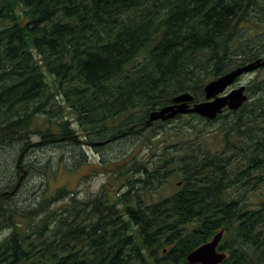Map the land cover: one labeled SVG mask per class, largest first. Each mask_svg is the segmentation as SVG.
Here are the masks:
<instances>
[{"label":"trees","instance_id":"1","mask_svg":"<svg viewBox=\"0 0 264 264\" xmlns=\"http://www.w3.org/2000/svg\"><path fill=\"white\" fill-rule=\"evenodd\" d=\"M258 57L264 0H0V146L137 134L150 148L96 164L116 186L83 199L63 184L20 210L0 189V264H189L188 252L220 229V264H264V192L252 204L245 195L264 183V79L249 81L253 98L230 119L218 115L215 153L178 134L157 147L151 139L169 120L146 122L174 94L199 101L207 81ZM81 161L60 166L76 173ZM16 162L22 180L30 166ZM174 176L180 186L154 199Z\"/></svg>","mask_w":264,"mask_h":264},{"label":"rangeland","instance_id":"2","mask_svg":"<svg viewBox=\"0 0 264 264\" xmlns=\"http://www.w3.org/2000/svg\"><path fill=\"white\" fill-rule=\"evenodd\" d=\"M254 77L264 79V66L257 69L253 74L242 76L241 79L245 83ZM248 94L250 97L249 103L253 96L249 92ZM225 114L228 119L233 116L228 113ZM222 120V118H218L208 124L192 117L171 118V120L164 124L162 129L156 128V133L152 137L151 142L157 147L162 148L169 141H173L176 138L175 135L178 134L179 138L177 139H185L184 137H186L188 138V142L200 141L202 145L201 150L215 153L223 147L222 135L214 131L221 125ZM191 126L194 129H201L202 132L208 134L204 135L203 138H201V135L199 138H196L193 130H191L192 128H190ZM137 136L135 134L132 138L128 139L117 138L111 142L93 140V145H78L73 148L68 145L57 144L29 145L23 151L20 150L21 144L19 142L3 143L0 146V189L3 188L8 193L11 192V203L20 210L30 208L37 202L41 194L44 192H54L57 187L63 184L73 187L77 191V197L82 199L97 193L105 182H110L109 188L113 189L112 187L115 183L112 182V174H108V170L103 171L96 168L95 165L102 163V160L110 161L117 158V156L124 155L126 152L134 153L133 157H144L149 153L150 148L144 146L141 141L136 139ZM29 141L30 144L37 142L36 136H33ZM188 145L190 144L188 143ZM167 149L172 150L169 146ZM80 152L85 157L82 161L79 160L81 156ZM18 158L20 162L25 165L29 164L30 166V171L22 180L21 177L19 179L20 175L15 168L18 165L16 162ZM154 158L155 156H152V159ZM77 160L81 162L76 173H68L60 166L61 163L65 162L66 164L73 165ZM90 169L94 170V172L86 178L80 179ZM44 170L46 171L44 172ZM178 181H180V178L176 176L168 178L152 190L153 198L171 194L176 189ZM9 186L11 187L9 188ZM13 186H17L15 190L12 189ZM125 189L126 187H119L117 191L121 193ZM260 192H264V183H259L254 189L246 190L245 195H247L246 200L248 203L257 202ZM6 234L7 230L0 231V240Z\"/></svg>","mask_w":264,"mask_h":264},{"label":"water","instance_id":"3","mask_svg":"<svg viewBox=\"0 0 264 264\" xmlns=\"http://www.w3.org/2000/svg\"><path fill=\"white\" fill-rule=\"evenodd\" d=\"M263 66L264 59L258 57L208 81L203 86L204 100L195 102L192 106L189 104L193 99L191 93L187 91L177 93L172 96L169 104L150 110L146 122L166 121L178 114L188 113H194L210 120L220 114L225 107L233 111L238 110L248 100L245 92L246 86L241 84L238 87L231 88L227 92L225 91L242 74L256 71ZM222 234L223 229H220L210 240L188 252L186 255L187 262L189 264H220L226 258V253L219 251L217 248Z\"/></svg>","mask_w":264,"mask_h":264},{"label":"flooded vegetation","instance_id":"4","mask_svg":"<svg viewBox=\"0 0 264 264\" xmlns=\"http://www.w3.org/2000/svg\"><path fill=\"white\" fill-rule=\"evenodd\" d=\"M248 74H253V73L250 72V73H248ZM248 74H243V75H241L240 78L237 80V82L234 83L232 86H230L228 90H230V89L233 88V87H237V86H239L240 84L244 83V82L242 81L241 77H242V76H247ZM247 83H249V81H248V82H245V85H246V92H247V94H248V90H247V85H248V84H247ZM228 90H227V91H228ZM248 95H249V94H248ZM203 100H204V99H201V100H199V101H197V102H200V101H203ZM194 103H195V101L191 100V102H190V106H192ZM238 110H240V108H239ZM238 110L233 111V110H229L227 107H225L220 115H222L223 113H224V114H225V113H228V114H230V115H233V113H231V111H232V112H237ZM202 118H203V117H202ZM204 119H205V118H204ZM179 186H180V181L177 182V187H179ZM177 187H176V188H177ZM6 193H8V191H6Z\"/></svg>","mask_w":264,"mask_h":264},{"label":"bare ground","instance_id":"5","mask_svg":"<svg viewBox=\"0 0 264 264\" xmlns=\"http://www.w3.org/2000/svg\"><path fill=\"white\" fill-rule=\"evenodd\" d=\"M12 195V194H11Z\"/></svg>","mask_w":264,"mask_h":264}]
</instances>
